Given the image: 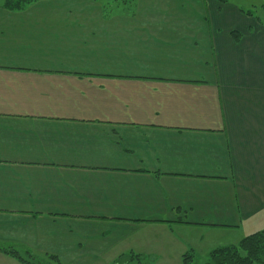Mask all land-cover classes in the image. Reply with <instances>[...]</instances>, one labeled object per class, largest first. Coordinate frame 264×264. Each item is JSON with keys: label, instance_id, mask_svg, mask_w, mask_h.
<instances>
[{"label": "crops", "instance_id": "obj_1", "mask_svg": "<svg viewBox=\"0 0 264 264\" xmlns=\"http://www.w3.org/2000/svg\"><path fill=\"white\" fill-rule=\"evenodd\" d=\"M251 1L0 8V248L183 264L262 231L264 4Z\"/></svg>", "mask_w": 264, "mask_h": 264}, {"label": "trees", "instance_id": "obj_2", "mask_svg": "<svg viewBox=\"0 0 264 264\" xmlns=\"http://www.w3.org/2000/svg\"><path fill=\"white\" fill-rule=\"evenodd\" d=\"M41 1L49 0H0V8L9 12L20 13ZM96 1L102 4L104 12L108 17L122 14L133 16L136 13L137 0ZM0 252L16 257L23 264H35V260L47 261L38 259L28 249H26V253L28 254L26 258L16 249L0 248ZM182 261L183 264H197L196 254L194 252L187 253L183 256ZM206 264H264V230L246 236L236 245L217 248L209 252Z\"/></svg>", "mask_w": 264, "mask_h": 264}, {"label": "rangeland", "instance_id": "obj_3", "mask_svg": "<svg viewBox=\"0 0 264 264\" xmlns=\"http://www.w3.org/2000/svg\"><path fill=\"white\" fill-rule=\"evenodd\" d=\"M251 1V0H250ZM252 2V1H251ZM260 5L261 4H264V0H262V3H259ZM261 230H264V227L261 229ZM207 251H198V252H196V263L197 264H206L207 263V260H208V253H206ZM23 256L25 257L26 255H24L23 254ZM174 258H173V260L171 261L172 263H174L175 261H177V263H175V264H180V262H178V261H180V258L179 257H177V259H176V257L175 256H173ZM26 258V257H25ZM169 259V258H168ZM41 260V259H40ZM35 262V264H44V262H46V261H34ZM171 262H169V263H171ZM168 263V260H163V264H169Z\"/></svg>", "mask_w": 264, "mask_h": 264}]
</instances>
